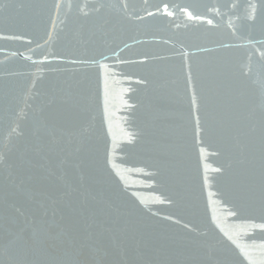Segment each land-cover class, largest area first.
I'll list each match as a JSON object with an SVG mask.
<instances>
[{
	"label": "water",
	"instance_id": "1",
	"mask_svg": "<svg viewBox=\"0 0 264 264\" xmlns=\"http://www.w3.org/2000/svg\"><path fill=\"white\" fill-rule=\"evenodd\" d=\"M0 264H264V0H0Z\"/></svg>",
	"mask_w": 264,
	"mask_h": 264
},
{
	"label": "snow or ice",
	"instance_id": "2",
	"mask_svg": "<svg viewBox=\"0 0 264 264\" xmlns=\"http://www.w3.org/2000/svg\"><path fill=\"white\" fill-rule=\"evenodd\" d=\"M57 6H59V5H57ZM164 9H165V12L167 13V15H169V16L172 15L171 12H168V11H167V5L164 6ZM148 15H153V13H148ZM193 18H195V19H200V17H193L192 14L189 13V19H193ZM208 23L211 24L212 21L209 20Z\"/></svg>",
	"mask_w": 264,
	"mask_h": 264
}]
</instances>
